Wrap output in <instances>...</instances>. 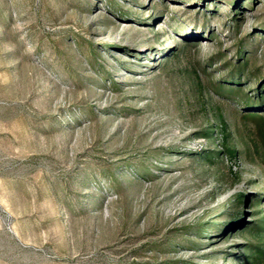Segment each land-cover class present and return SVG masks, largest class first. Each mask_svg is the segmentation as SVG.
Returning <instances> with one entry per match:
<instances>
[{"label":"rangeland","instance_id":"1","mask_svg":"<svg viewBox=\"0 0 264 264\" xmlns=\"http://www.w3.org/2000/svg\"><path fill=\"white\" fill-rule=\"evenodd\" d=\"M0 264H264V0H0Z\"/></svg>","mask_w":264,"mask_h":264},{"label":"trees","instance_id":"2","mask_svg":"<svg viewBox=\"0 0 264 264\" xmlns=\"http://www.w3.org/2000/svg\"><path fill=\"white\" fill-rule=\"evenodd\" d=\"M224 150L229 155V157L232 156V154H233V149L232 148L227 147L226 145H224Z\"/></svg>","mask_w":264,"mask_h":264}]
</instances>
